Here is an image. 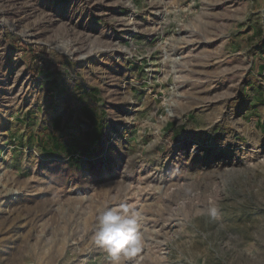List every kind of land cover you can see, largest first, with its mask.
<instances>
[{
	"label": "rangeland",
	"instance_id": "rangeland-1",
	"mask_svg": "<svg viewBox=\"0 0 264 264\" xmlns=\"http://www.w3.org/2000/svg\"><path fill=\"white\" fill-rule=\"evenodd\" d=\"M0 264H264V0H0Z\"/></svg>",
	"mask_w": 264,
	"mask_h": 264
},
{
	"label": "clouds",
	"instance_id": "clouds-1",
	"mask_svg": "<svg viewBox=\"0 0 264 264\" xmlns=\"http://www.w3.org/2000/svg\"><path fill=\"white\" fill-rule=\"evenodd\" d=\"M128 211L126 206L118 205L105 208L98 214L96 239L112 254L134 252L140 244L137 217L129 215Z\"/></svg>",
	"mask_w": 264,
	"mask_h": 264
}]
</instances>
